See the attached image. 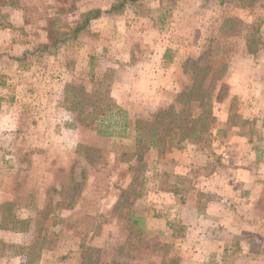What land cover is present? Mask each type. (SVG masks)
<instances>
[{
	"label": "rangeland",
	"instance_id": "374dc122",
	"mask_svg": "<svg viewBox=\"0 0 264 264\" xmlns=\"http://www.w3.org/2000/svg\"><path fill=\"white\" fill-rule=\"evenodd\" d=\"M116 1L0 0V264H264V2L143 0L25 54Z\"/></svg>",
	"mask_w": 264,
	"mask_h": 264
},
{
	"label": "trees",
	"instance_id": "16d2710c",
	"mask_svg": "<svg viewBox=\"0 0 264 264\" xmlns=\"http://www.w3.org/2000/svg\"><path fill=\"white\" fill-rule=\"evenodd\" d=\"M141 1H143V0H117L107 10H100V9L92 10V11L88 12V14L86 15V18H85V20L81 26L72 30L69 33V35H67L66 37H64L60 41L57 40L55 43H53L51 45H42V46L36 48L34 51H26L25 54H34L35 52L36 53L37 52H41V53L48 52L49 50L56 48V46H58V44H60V43L75 39L77 37L78 33H80L82 30L86 29L92 21L97 20L103 16L117 15V14L121 13L122 11H124L128 6L136 5L137 3L141 2ZM224 1L225 0H220V2H224ZM260 1L264 2V0H246L245 2H260ZM155 121L156 120H154L152 122V125H154ZM137 123L139 125L144 124V122H140V121H138ZM199 126H201L200 123L195 124V130H194L195 136H198V133L202 132V131L199 132V130H198ZM149 128H150V124H147L145 129H141L140 127H138V130H140L141 134H147L148 137L153 136V141L151 143L152 146H160L162 148L164 146L169 150L172 147H174L175 145L176 146L180 145L184 140V138L181 135H177L176 133H170L168 131V128L166 130L162 131L161 134H158V132L152 133L151 131H148ZM205 130H207V129L205 128ZM98 132L101 133V130H99ZM159 135H160V138H159ZM167 137L169 140H167ZM157 138H158V140H156ZM140 221H141L140 218H137V217L133 218V222L137 226H139Z\"/></svg>",
	"mask_w": 264,
	"mask_h": 264
},
{
	"label": "crops",
	"instance_id": "0c3cea01",
	"mask_svg": "<svg viewBox=\"0 0 264 264\" xmlns=\"http://www.w3.org/2000/svg\"><path fill=\"white\" fill-rule=\"evenodd\" d=\"M218 172H220V171H218Z\"/></svg>",
	"mask_w": 264,
	"mask_h": 264
}]
</instances>
